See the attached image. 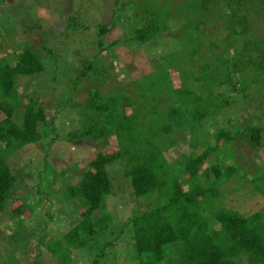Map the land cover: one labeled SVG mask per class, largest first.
Returning a JSON list of instances; mask_svg holds the SVG:
<instances>
[{"label":"trees","instance_id":"trees-1","mask_svg":"<svg viewBox=\"0 0 264 264\" xmlns=\"http://www.w3.org/2000/svg\"><path fill=\"white\" fill-rule=\"evenodd\" d=\"M158 2L114 0V4L122 5L120 14L112 11L109 23L98 25L95 31L101 47L102 36L122 23L127 7L133 6L132 22L136 27L129 44L150 56L152 73L128 84L119 82L120 86L112 92H102L103 87H93L86 79H99L102 85L109 78L108 71L93 61L98 54L90 61L81 54L85 47L78 49L79 55L74 60L84 70L75 73L70 68L74 76L69 86L74 95L82 89L86 92L85 100H79L74 107L79 110L81 127L68 138L89 141L100 149L110 138H115L116 151L111 154L98 151L86 170L70 169L63 192L74 207L83 208L79 221L59 241L46 242L43 237L37 243L51 251L59 264L71 263L72 250L96 251L98 243L101 248L90 264H98L105 257L109 259L111 254L105 255V250L113 242H101L99 237L109 234L111 229L106 201L113 195V184L107 166L117 163L123 169L134 200V215L124 224L121 233L125 227L130 228L140 264H158L165 260L169 264H240L242 257L248 264H264L263 218L258 213L244 218L225 208L221 199V187L228 181L234 180L240 191L244 182L238 180L246 181L254 192L264 188V179H260L264 175V125L250 123L239 127L233 122L236 126L231 127L227 121V129L224 126L213 133L206 128V122L224 113L230 102L235 105L240 102L237 94L244 97L241 101L260 98L264 105V52L255 61L249 56V45L243 43L241 49L238 46L248 34L252 8H246L248 0L165 1L161 7ZM261 6L264 10V1ZM221 12L226 17L219 15ZM214 18H224L226 34L219 33L223 43L218 55L207 45L208 56L200 51V44L209 38L206 30ZM210 32L214 30L211 28ZM64 34L62 38L67 37ZM56 41L37 49L30 43L17 49L8 42L6 45L0 42V52L3 47L10 51L0 56V112L4 116L0 119V216L16 218L12 223L20 233L24 231L21 216L30 208L24 197L30 192L17 199L24 172L13 169L8 158L19 149L43 144L48 133L56 135V130L52 118L46 121V107L40 106L33 94L27 95V89L20 93L18 87L23 78L27 87H39L37 77L54 58L53 52H62L60 47H55ZM262 45L264 42H253L251 47L262 51ZM238 50L240 54L236 55ZM62 63L69 66L67 62ZM174 79L180 83L179 88L174 86L178 83L174 84ZM80 83L84 86L79 87ZM252 88L256 92L251 93ZM23 98H28V103L15 120ZM125 107L132 108L133 112L124 113ZM209 139L214 140L213 146ZM239 141L246 143L245 150L236 151ZM181 146L189 149L187 156L181 155L176 162L168 163L165 153ZM231 147L235 155L228 156L226 152ZM246 153L250 154L249 164L259 165L258 179L253 174L237 175L238 167L244 165L241 160L237 163V158L245 157ZM212 155L214 159L207 162ZM43 160L46 169L50 165L46 157ZM205 165L207 169H203ZM36 187H41L37 180ZM17 201L20 206L14 212L6 211L7 204ZM19 237L14 233L7 238L9 246L13 240L15 247ZM1 240L4 236L0 234ZM27 246L32 254L30 242ZM173 252L176 256L171 255Z\"/></svg>","mask_w":264,"mask_h":264},{"label":"rangeland","instance_id":"rangeland-1","mask_svg":"<svg viewBox=\"0 0 264 264\" xmlns=\"http://www.w3.org/2000/svg\"><path fill=\"white\" fill-rule=\"evenodd\" d=\"M125 1L119 0V3ZM133 1L137 2L138 0ZM158 1V6L161 7L165 1L176 3L180 0ZM263 1L248 0L246 3V8H252V11L249 12V30L248 34L242 38L241 44L238 45L240 49L243 43L249 45V56L255 61H258V56L264 52V49L256 51L251 47L253 42H264V10L261 6ZM121 8L122 5L114 4V0H0V42L2 41L3 45L8 42V45L11 44L12 47L17 46V49H23L24 44L30 43L37 49L40 45H49L57 40L54 42L55 47L58 46L62 52L67 53L62 55V52H58V54L53 52L54 58L47 63L45 71L38 77L36 76L39 87H27L26 78L20 80L18 91L21 93V91L27 89L26 91L29 93L27 95L33 94L38 104L46 107V121H50L52 118L56 135L51 134L50 131L49 135L43 139V144L19 149V154H13L8 158V163L13 169L24 172L23 181L20 182L21 186L16 197L21 199L25 194H28V191L30 192L24 197V200L29 202L28 206L30 208L27 211L31 215L29 216L25 211L21 216L24 226L23 233L16 230L15 225L12 223L16 218H10V215L0 216V234L4 236V240L0 241V264H59L52 252L45 247L42 248L37 242L43 237L46 238V242L48 240L57 242L61 239V235L67 233L79 221L80 211L83 208L81 206L74 207V203L63 192L66 181L70 178V169H77L76 172L86 170L89 162L98 151L108 154L116 151L115 138H110L101 149L99 145L89 141L70 140L68 138L71 132L81 127L79 110L77 111L74 107L78 105L79 100H85L86 92L82 89L74 95L69 86V83L73 80V71L79 73L84 70L74 60L79 55L78 49L85 47L81 54L90 61L98 54L99 56L97 55L93 61L97 67L108 71L106 75L109 78L102 85L99 79H86L93 87H103L102 92H112L117 86H120L119 82L122 85L128 84L130 80H137L154 71L150 56L146 54L145 50L131 48L129 44L130 39L134 37L136 27V24L132 22L133 6L132 8L127 7L122 23L114 25L110 31L104 34L101 39L102 46H98L99 38L95 32L96 27L108 24L112 11L120 14L118 10ZM219 15L226 17L223 12ZM223 19H212L211 27L206 30L210 33L209 38H204L201 41L200 51L208 54V56H210V52L207 45L214 48L216 55L219 54V50L222 48L223 41L220 34L223 36L224 33L226 34ZM211 28L214 33L210 32ZM73 29H76V31L72 32ZM68 31L71 32L68 33ZM63 33H66L64 35H67V37L62 38ZM166 42L170 43L168 39ZM109 45H112L111 49L105 50V47ZM9 53V49L3 47L0 56ZM149 54L155 56V52ZM238 54H240V50L236 55ZM57 55L60 56L59 59ZM62 61L69 63V66L62 63ZM70 68H73L72 72ZM54 78L57 79L56 82H54ZM172 82L176 84L178 81L174 79ZM78 86L82 87L84 84L80 83ZM174 86L179 88L180 83L178 82ZM86 87L91 86L87 85ZM125 92L131 94V92ZM254 92H256V88H252L251 93ZM242 97V95L237 94L236 99L238 98L240 102L236 105L230 102L224 113L206 122V128L214 133L215 129L228 125L227 121H230L231 127L236 125L242 127L250 123L264 125V105L261 103L260 98L245 102L240 100ZM27 103L28 98L21 99L15 120L23 113L24 106ZM135 108L137 109V107ZM123 111L127 114L133 112L130 107H125ZM3 117L0 112V119ZM38 129L40 133H43L42 128L38 127ZM225 129H227V126H225ZM179 135L180 133L177 136ZM209 140L210 146H213L214 140ZM0 148H2L1 145ZM240 149L245 150L246 143L239 141L236 144V151ZM188 153L189 149L181 146L176 149H169L165 153V158L168 163L172 164L181 155L187 156ZM226 154L232 156L235 155V151L231 147ZM44 157L50 165L46 169ZM213 159L214 156L212 155L207 162ZM249 159V153H246L245 157L240 156L237 158V163L239 160L244 163V165H240L241 168L238 167L237 175L253 174L258 179L260 175L258 176L256 169L259 168V165L255 162L249 164ZM203 169H207L206 165ZM107 170L113 184V195L106 201V213L111 217V229L108 231L109 234L101 235L99 241L113 242V245L105 250V255L108 253L111 254V257L99 260L98 264H115V262L117 264H140L130 238V228L125 227L121 233L124 224L134 215V200L130 186L120 165L117 163L110 164L107 166ZM260 179H264V175ZM36 180L41 186L38 189ZM237 180L236 178V182H244L240 185L242 187L241 191L236 188L234 180L228 181L221 187L223 193L221 199L224 207L231 209L244 218H250L258 213L264 222V188L254 192L246 181ZM37 190L39 194H37ZM19 206L20 202L17 201L14 204H7L5 208H7L6 211L14 212ZM14 233H18L20 236L19 240H15L17 241L15 247H13V240L10 241L12 246H9L7 240V238L13 237ZM27 242L31 244L32 254ZM100 248V243H98L94 249L96 251L72 250L70 264H90L96 258L95 256ZM171 255L176 256V252ZM158 264L169 263L165 260ZM240 264H248L245 257L241 258Z\"/></svg>","mask_w":264,"mask_h":264}]
</instances>
